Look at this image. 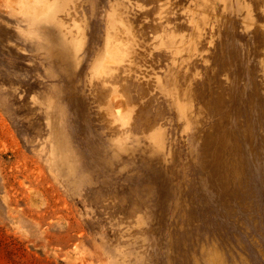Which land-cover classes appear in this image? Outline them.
<instances>
[{
	"label": "rangeland",
	"instance_id": "obj_1",
	"mask_svg": "<svg viewBox=\"0 0 264 264\" xmlns=\"http://www.w3.org/2000/svg\"><path fill=\"white\" fill-rule=\"evenodd\" d=\"M0 264H264V0H0Z\"/></svg>",
	"mask_w": 264,
	"mask_h": 264
}]
</instances>
